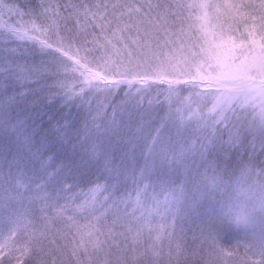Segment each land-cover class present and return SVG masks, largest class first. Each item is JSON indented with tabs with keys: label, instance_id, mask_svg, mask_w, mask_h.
Segmentation results:
<instances>
[{
	"label": "snow or ice",
	"instance_id": "6c2138e0",
	"mask_svg": "<svg viewBox=\"0 0 264 264\" xmlns=\"http://www.w3.org/2000/svg\"><path fill=\"white\" fill-rule=\"evenodd\" d=\"M0 264H264V0H0Z\"/></svg>",
	"mask_w": 264,
	"mask_h": 264
}]
</instances>
